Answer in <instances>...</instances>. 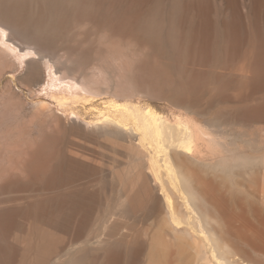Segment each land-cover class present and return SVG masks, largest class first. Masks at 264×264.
Returning a JSON list of instances; mask_svg holds the SVG:
<instances>
[{"label":"bare ground","instance_id":"6f19581e","mask_svg":"<svg viewBox=\"0 0 264 264\" xmlns=\"http://www.w3.org/2000/svg\"><path fill=\"white\" fill-rule=\"evenodd\" d=\"M42 1L0 0L1 49H9L6 42L13 40L11 33L19 29L21 20H29L27 11L30 5H39ZM61 1L51 0L45 11L40 8L43 13L38 23L50 22L53 18L50 16L55 14L53 3L57 5ZM68 1L80 9L85 6L86 11L97 9L105 15L106 20L102 19L109 35L101 41L100 54L104 58L111 55L119 60L124 55L137 54L143 46L159 54L167 48L174 66L186 78L183 85L194 94L225 92L234 86L250 96L264 91V0ZM91 12L84 14L90 13V17ZM127 38L135 39L137 45L129 50L123 49L121 40ZM31 53L29 50L25 55ZM45 57L41 56L40 60ZM37 71L36 66L30 68L31 78ZM139 88L141 94H146L144 88ZM150 93L147 94L156 97ZM171 99L166 101L177 110L171 116L142 101H111L99 110L97 119L86 121L84 125L86 132L83 134L89 137V141L99 142L115 154L127 153L130 160L135 159L138 163L142 160L130 172L131 192L123 200L128 202L127 212L148 207L143 211L145 216L156 219L153 242L136 241L125 249L121 244L117 247L120 242L113 246L109 245V240L106 243L99 241L97 246L102 248V256L92 263H88L87 254L94 247L89 246L91 250L85 251L80 245L76 253L69 254L67 264H146V255L152 264H264V177H255L254 171L253 175L239 180L229 175L227 168H220L230 159L223 134L216 135L201 125L193 116L192 104ZM258 112L264 114V106ZM201 147L208 148L213 156L218 155L219 162L214 165L201 162L197 158ZM58 154L47 170L30 172L31 183L38 182L42 189L37 190L40 194L35 192L36 184L33 191L38 195L32 199L28 197V194L33 195L32 192L27 193L30 198L27 205L19 206L24 205L23 199V205L19 203V207H15L17 202L11 198L13 193L10 195L9 192L11 197L7 195L11 199L5 200L4 194L0 196L4 199L0 201V264H53L61 260L58 257L62 253L56 248L58 246H53L55 232L59 228L65 230L72 220L79 228L88 221L93 205L72 185L73 179L80 175L85 155ZM27 163L23 162L24 165ZM122 212L120 215H125L126 211ZM90 223L88 221L87 225ZM47 224L58 230L51 228L54 231L51 234ZM37 227H43L40 230L45 228L44 233ZM73 230L76 231L75 227ZM81 231L83 233V230L79 233ZM65 233L70 236L69 232ZM61 234L60 237L68 238ZM54 241L57 245V240ZM71 241L68 239L67 245ZM73 241L76 244V240Z\"/></svg>","mask_w":264,"mask_h":264},{"label":"rangeland","instance_id":"374dc122","mask_svg":"<svg viewBox=\"0 0 264 264\" xmlns=\"http://www.w3.org/2000/svg\"><path fill=\"white\" fill-rule=\"evenodd\" d=\"M50 1L44 0L39 5L31 4L28 8L29 12L27 11L29 20H21L22 24L19 29L11 33L13 40L10 43L6 42L10 50L5 51L0 48V192L2 193L0 196L3 197L4 194L5 200L6 198H13L14 202L16 200L15 207L19 203L23 205L24 201L22 200L24 199V205H19L24 207L30 198L36 197L40 194L38 191L42 189L41 185L37 184L38 182L36 183L38 187L31 183V171L34 172L35 169H37L36 171L47 170L52 165L51 162L55 160L54 157L59 156L58 153H66L71 156L85 155L79 169L80 175L73 179L72 185L78 188L80 196L86 197L92 203L93 207L89 216V219H92H88L91 223L87 225V221L79 228L77 223L72 220L71 225L68 224L65 230L64 228L54 229V226H51L53 230H58L53 235L54 238H57L61 233L68 237L67 239L65 236H61L62 238L59 236L60 238L57 239L52 237L53 246H58L56 248L63 253L60 252L61 255L58 257L61 260H57L58 262L53 264H67L68 262L65 261L70 256L69 254L76 253L80 245L84 246L85 251L91 250L89 246L95 248L87 254V259H89L87 262L92 263L102 256V248L97 246L99 241L104 240L106 243L109 240V245L113 246L120 242L117 247H121V244L123 248L127 249L136 241L151 244L155 238L157 231V226L154 225L155 218L145 216L146 214L143 212L148 207L127 212L129 210V208L127 209L128 202L124 201L127 193L131 192L130 172L135 170V166H138L137 160H130L127 153L124 152L115 154L105 149V146L99 142L89 141V137L87 138L83 134L86 132L85 122L97 119V113L105 107L106 102L142 101L171 116L173 111L177 110L166 100L173 97L174 99L171 100H184L189 105L192 104V111H195L193 116L201 125H205L216 135L223 134L224 140L229 146L227 157L230 159L226 165L220 166V168H227L229 175L239 180L253 175L254 171L256 172L255 177L260 179L264 177V114L258 112L264 106V91L250 96L247 92H241L238 87L234 86L225 92L194 94L188 89L186 90L183 85L186 84L184 80L186 78L174 66L167 48L164 49L163 54H159L158 52L153 53L150 48L143 46L141 50H137V54L135 52L132 55H124L119 60L111 58V55L104 58L100 54L101 41H104V36L109 35V33L107 34L109 31L106 29V18L102 11L99 10V12L97 9L94 12L86 11L82 4L81 10L80 6L74 5L82 13L77 11L68 0H62L61 4L53 3L55 14L51 12L50 18H53L50 22L44 20V22L38 23L39 19L41 20L42 10L45 11L47 5L50 6ZM88 1L92 3V0ZM36 4L38 6H35ZM84 12H91L92 15L89 17L90 13L84 14ZM12 17L14 18V16ZM45 22L47 25L50 24L47 26ZM126 40H121L125 47L123 49L129 50L128 48L132 49L137 45L135 39L127 38ZM29 50L33 53L26 56L25 53ZM41 56L46 57L40 60ZM30 66L38 68L33 78L29 74ZM139 86L144 88L146 94L151 92L150 94L156 97L153 98L148 94L147 98L144 97L146 94L142 93L145 94L143 96L138 91ZM48 152L49 154H47ZM39 154L42 156L38 157ZM197 158L201 162L213 165L220 160L218 155L213 156L206 147H201V150H198ZM27 159H31V161ZM23 160L29 164L27 163L25 166ZM138 161V164H141L142 160ZM133 162L134 165H132ZM127 163L131 170L127 167ZM127 171L128 173H126ZM116 173H119V176ZM34 188L38 194L33 191ZM9 192L10 195L13 193L15 198L13 194L11 197ZM30 192L33 195L28 194V197L30 196L28 198L26 195ZM3 198L0 201H4ZM95 199L96 201H94ZM118 201L122 203L120 204ZM122 211L125 213L123 216L120 215ZM129 212L132 214L136 212V214L129 216ZM46 227L51 234L54 232L49 228L50 225ZM73 227L75 230L79 229L74 231ZM37 228L40 230L43 227ZM43 230L45 231V228L40 231L43 232ZM79 230H83V233L82 231L79 233ZM64 231L69 232L70 236H67L68 234ZM88 237L90 238L87 239ZM63 238L67 242L68 239L69 241L76 240V244L71 241L67 245ZM54 240H57V245H54ZM96 247L99 249L96 250ZM147 258L146 255V264H152Z\"/></svg>","mask_w":264,"mask_h":264}]
</instances>
